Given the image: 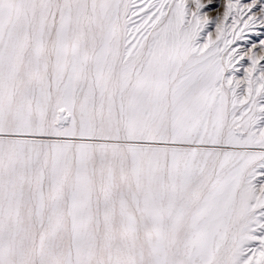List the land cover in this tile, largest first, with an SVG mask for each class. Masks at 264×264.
<instances>
[{
  "label": "snow or ice",
  "instance_id": "1",
  "mask_svg": "<svg viewBox=\"0 0 264 264\" xmlns=\"http://www.w3.org/2000/svg\"><path fill=\"white\" fill-rule=\"evenodd\" d=\"M261 29L264 0H0V264H264Z\"/></svg>",
  "mask_w": 264,
  "mask_h": 264
},
{
  "label": "rangeland",
  "instance_id": "2",
  "mask_svg": "<svg viewBox=\"0 0 264 264\" xmlns=\"http://www.w3.org/2000/svg\"><path fill=\"white\" fill-rule=\"evenodd\" d=\"M245 2H247V0H245ZM212 15H215V13H212ZM260 31H261V32H263V31H264V29H261Z\"/></svg>",
  "mask_w": 264,
  "mask_h": 264
},
{
  "label": "bare ground",
  "instance_id": "3",
  "mask_svg": "<svg viewBox=\"0 0 264 264\" xmlns=\"http://www.w3.org/2000/svg\"><path fill=\"white\" fill-rule=\"evenodd\" d=\"M262 33H264V31Z\"/></svg>",
  "mask_w": 264,
  "mask_h": 264
}]
</instances>
